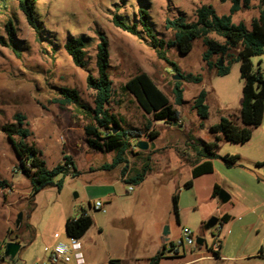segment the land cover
Wrapping results in <instances>:
<instances>
[{
	"label": "rangeland",
	"instance_id": "1",
	"mask_svg": "<svg viewBox=\"0 0 264 264\" xmlns=\"http://www.w3.org/2000/svg\"><path fill=\"white\" fill-rule=\"evenodd\" d=\"M251 3V9H242L232 17L234 23L242 22L249 30L252 20L259 15L260 0H251ZM202 5H210L222 16L229 14L232 0H39L35 9L40 26L37 33L28 24L17 0H0V39L3 41H0V182L9 184L0 187V242L18 240L21 249L15 264H53L49 260L50 250L60 239L69 240L63 210H69L74 216L82 210L90 212L89 206L103 199L104 193L110 194V203L106 205L114 206L116 217L111 216L114 219L109 220L103 212L92 210L95 224L81 241L85 258L88 253L99 252L115 232L121 231L124 223L119 218L126 214L135 224L134 238L146 247L143 252L151 250L148 247L156 229L164 233L168 227L165 253L180 261H184L185 256L190 259L199 248L179 244L184 239L183 231L190 229L195 237L205 239L208 249H216V242H222L221 254L226 257L248 256L240 261L214 264H264V259H253L261 254L264 257V165H258L264 163V118L248 142L222 140L219 143L218 155L240 156L237 165L227 167L221 158L215 159L214 172L196 179L190 189L184 184L191 179L192 167L180 157L183 151L193 157L194 145L214 141L211 127L222 118L242 124L240 104L244 81L240 63L235 61L228 65L222 59L229 72L218 74L216 64L221 57L214 54L210 60L215 66L209 67L204 60L207 48L201 39L194 42L188 55L180 54L176 47H168L162 59L144 36L132 35L113 23L116 15L129 23H138L139 10L145 9L159 37L168 42L174 39V32L166 28V21L184 16L193 22L196 9ZM9 21L14 27L17 51L10 46L6 30ZM100 36L109 43V73L113 82L110 112L121 120L122 129L141 131L143 140L149 141L147 132H159L154 141L155 150L137 154L140 150L135 147L128 155L127 178L142 167L144 158L151 157L152 170L139 185L122 180L124 165L112 170L103 168L112 162L114 154L89 147L84 126L90 115L85 109L74 105L61 109L55 102L60 98V89L69 88L79 93L83 105L94 108L95 91L89 88L87 78L97 76ZM69 37L86 40V67H78L66 52ZM211 37L223 41L216 34ZM252 61L254 70L260 69L264 75V54ZM139 73L149 75L167 95L172 107L179 112V124L155 121L126 90L127 81ZM188 74L201 75L203 80L195 84L174 79L175 75ZM177 82L183 90L181 105L176 103L174 94ZM202 90L207 94L208 117L205 119L194 108V101ZM18 113L26 117L31 132L28 144L41 151L48 168L63 161L62 151L69 152L74 159L80 174L67 175L61 191L53 184L32 197L31 184L19 172L17 155L1 130L4 124L15 122ZM215 185L230 195L228 203L212 197ZM176 193L179 195V223L172 211V197ZM20 214L22 222L17 226ZM225 214L231 219L223 231L220 224L209 231L204 229L211 218L220 219ZM155 220L159 223L156 226ZM162 220L163 227L160 226ZM95 225L102 228L103 236ZM3 254L2 247L0 257ZM149 259L138 264H149ZM0 264L14 263L1 259ZM58 264L76 262L73 259L71 263Z\"/></svg>",
	"mask_w": 264,
	"mask_h": 264
},
{
	"label": "trees",
	"instance_id": "2",
	"mask_svg": "<svg viewBox=\"0 0 264 264\" xmlns=\"http://www.w3.org/2000/svg\"><path fill=\"white\" fill-rule=\"evenodd\" d=\"M19 7L24 13L28 24L38 33L39 23L35 17V9L39 0H17ZM251 0H232V5L228 15H218L210 5H202L196 9V20L189 22L184 16H179L174 20L166 21V28L174 32V39L166 42L161 39L156 32L151 21L149 12L145 9L139 10V21L129 23L116 15L113 23L121 30L135 36H144L150 46L158 53L159 57L165 59L166 48L176 47L180 54L188 55L191 53L194 42L202 40L207 48L204 60L209 67L215 66L210 58L216 54L221 60L227 61L228 65L238 61L240 63L241 77L244 81L242 89V99L240 106L241 125L227 118H222L219 123L211 127L214 141L194 145V156L190 157L186 151L180 153L182 160H185L192 167L191 179L184 187L190 189L193 187L196 179L209 175L214 172V160L221 158L227 167H233L238 164L240 156L238 155H218L219 143L222 140L232 143H246L253 135L254 129L258 128L264 118V75L260 69L254 70L252 59L264 54V0H260L259 15L252 20V27L249 30L244 23H234L233 15L242 9H251ZM9 35L10 46L17 51L14 40V27L9 21L6 26ZM216 34L222 38V42L212 38ZM1 42H3L0 39ZM87 42L84 38L69 37L65 43V50L72 58L73 62L81 68L86 67V49ZM220 60V61H221ZM219 61V63H220ZM217 72L220 75H226L229 67H218ZM174 65V63H172ZM97 76L89 75L87 83L89 88L95 91L94 108L91 109L82 104L79 93L74 89L61 88L60 98L55 102L64 109L74 105L83 108L90 115L89 122L84 126L86 140L89 147L101 152L113 153L112 162L105 164V170H112L120 165H124L122 170V180L126 184H141L147 174L152 170L151 157L144 158L140 169L134 170L133 175L128 177V155L133 152L137 142L141 137V131L137 129H122L121 120L109 110V104L113 97V82L110 77V52L107 39L100 36V42L97 45L96 55ZM178 71V68H177ZM183 79L200 84L201 75L188 74ZM181 83L177 82L174 90L176 103L181 105L184 101ZM125 88L136 99L142 110L149 115H153L155 121H164L167 124H179V112L172 107L167 95L156 85V83L146 73H139L127 81ZM207 94L202 90L194 101V108L201 118L208 117V106L206 105ZM15 122L4 124L1 130L12 141L13 148L18 158V169L31 184V195L35 197L41 190L49 185L55 184L59 191L62 190L64 179L67 175L78 176L80 172L76 169L74 159L63 155V162L53 168H48L42 158V153L36 147L29 145L27 138L31 135L27 127L26 117L20 113L14 117ZM149 126L146 131L149 130ZM114 129L118 131L115 133ZM148 140L155 141L159 137V132H147ZM136 141V142H135ZM143 154L138 151L137 154ZM262 166L264 163H258ZM73 169L71 172L70 169ZM59 176V180L55 181ZM9 186L7 181L0 182V187ZM221 188L215 185L212 197H218ZM172 211L176 221L180 222L179 195L176 193L172 197ZM229 214L223 215L219 219L222 227L230 221ZM94 219L82 210L77 216L67 219L65 224L66 234L69 238H82L93 226ZM10 234V232H9ZM5 242H0V249ZM174 245L172 244V247ZM200 248V246H198ZM222 243L219 242L217 248L208 250L217 258L220 257ZM166 248L158 252L149 259V264H160L166 256ZM263 256V254H261ZM4 260L0 257V260ZM15 263V260L12 262ZM105 264H123L119 259H111Z\"/></svg>",
	"mask_w": 264,
	"mask_h": 264
},
{
	"label": "crops",
	"instance_id": "3",
	"mask_svg": "<svg viewBox=\"0 0 264 264\" xmlns=\"http://www.w3.org/2000/svg\"><path fill=\"white\" fill-rule=\"evenodd\" d=\"M64 154H67L69 156L71 155L69 152L64 153L62 151V159H63ZM62 162L63 161H60L59 163H62ZM109 198H110V194L104 193L103 194L104 200L98 199L97 201H102L104 203L105 212H103V211H101V212H103L106 215V218H108L109 220H112L114 218H111V216L116 217V213L114 211L113 205H106V203H110L108 200ZM89 208H90L89 209L90 212L87 210L86 211L89 215H91V212L94 209L92 208V206H89ZM77 215H75V216H77ZM75 216L72 215V213H70L69 210H66V209L63 210V218L64 219L67 220V219L75 217ZM130 218H131V216H128L126 214L121 215L119 220L121 223H124L121 227V231L120 232L118 231L117 233L115 232V234L113 235V238H110L111 241H108L107 246L104 245L102 247V249L99 250V252L95 251L93 253V255L91 253H88L87 258H85V255H84V264H105L111 259H119L122 261L123 264H138L139 261H142V260L147 261L155 253L161 251L162 249L164 250V248H166L165 242H167L168 240L166 239V237L163 236L162 231L159 232V230L156 229V231L154 232V234L152 235V237L150 239V245L148 247L151 250L147 249L146 251L143 252V250L146 247H144L140 243L139 240H138L139 241L138 242L134 238L135 224L131 221ZM94 224H95V222H94ZM158 224H159L158 220H155L154 225L156 226ZM95 226H97V228H98V225H95ZM160 226L161 227L164 226V220H162ZM98 229H100V231H99L100 236H103L104 233H103V230H101L102 228H98ZM223 230H224V225L221 227V231H223ZM85 235H84V237L80 238V242L82 240H84ZM16 241H18V240H16ZM61 242H65V241L63 239H60L57 244H59ZM57 244H55L52 247V249ZM2 247H1L0 251L2 250ZM222 247H223V244H222ZM204 248L206 251L204 250ZM82 249H83V246H82ZM194 253H195V255H194ZM194 253L191 254L192 258H190V259H188V257L185 256L184 261H180L179 259L172 258L171 254H166L165 258H167L168 260H166L165 262H163L164 260H162L160 264H214L216 261L217 262H232L235 260L240 261L241 259L248 257V256H242V257H238V258H229V257H226L224 254H221V251H220V257L217 258L208 250V247L206 245H203L202 248L198 249V252H194ZM91 255H92V257H91ZM73 259L74 258L71 257L70 260L66 263H71L73 261ZM253 259L262 260V259H264V257L263 256H255V257H253ZM145 264H147V263H145Z\"/></svg>",
	"mask_w": 264,
	"mask_h": 264
},
{
	"label": "built area",
	"instance_id": "4",
	"mask_svg": "<svg viewBox=\"0 0 264 264\" xmlns=\"http://www.w3.org/2000/svg\"><path fill=\"white\" fill-rule=\"evenodd\" d=\"M130 191H133V187L129 188ZM92 208L96 211L105 212V206L102 201H96ZM183 237L179 244L187 246H196L197 237L194 236V233L190 229H185L183 231ZM219 242H216L218 245ZM174 250H177L176 246H174ZM73 257L77 264H84V255L82 253V245L79 238L71 237L68 242H61L57 244L49 254V260L53 264H58L61 262H68L70 258Z\"/></svg>",
	"mask_w": 264,
	"mask_h": 264
},
{
	"label": "water",
	"instance_id": "5",
	"mask_svg": "<svg viewBox=\"0 0 264 264\" xmlns=\"http://www.w3.org/2000/svg\"><path fill=\"white\" fill-rule=\"evenodd\" d=\"M221 66H223V61L222 60L220 61L218 67H221ZM174 79L179 81V80L183 79V76L182 75H175ZM173 125L176 126L177 123L175 122ZM117 131H118L117 129H114L115 133ZM8 140H9V142L11 143V145L13 147L12 141L9 138H8ZM136 147L140 151H148V150H155L156 145H155L154 141H147V140H143V139L139 138V141L137 142V146ZM218 199L223 204H226V203H228L230 201L231 197H230V195L227 192L221 190L219 195H218ZM21 222H22V214L19 215V218L17 220V226H19L21 224ZM218 224H219V219L217 217H213L205 224L204 229L206 231H209V230L215 228ZM168 234H169V228L166 227V229H165V231L163 233V236L167 237ZM196 243L200 247H202L203 245L206 244L205 239L202 238V237H198L196 239ZM20 249H21V245H20L19 242H17L15 239L8 240V242H6L5 245L3 246V250H4V254L2 256L3 259L5 261L10 262V263L13 262L16 259L17 255L19 254Z\"/></svg>",
	"mask_w": 264,
	"mask_h": 264
}]
</instances>
